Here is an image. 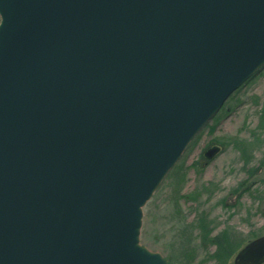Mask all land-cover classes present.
I'll return each mask as SVG.
<instances>
[{
	"label": "water",
	"instance_id": "water-1",
	"mask_svg": "<svg viewBox=\"0 0 264 264\" xmlns=\"http://www.w3.org/2000/svg\"><path fill=\"white\" fill-rule=\"evenodd\" d=\"M0 18V264H169L144 208L264 69V0H0ZM234 264H264V235Z\"/></svg>",
	"mask_w": 264,
	"mask_h": 264
},
{
	"label": "rangeland",
	"instance_id": "rangeland-1",
	"mask_svg": "<svg viewBox=\"0 0 264 264\" xmlns=\"http://www.w3.org/2000/svg\"><path fill=\"white\" fill-rule=\"evenodd\" d=\"M236 142L244 143L249 165ZM181 163L180 176L186 175L181 184L176 183L179 175L170 177L172 169L144 208V246L167 260L172 256L173 264H216L210 259L216 247H203L195 228L201 212L216 226L214 234L231 228L244 235L245 243L264 235V201L257 198H264V69L226 101L186 149L178 166ZM248 181L250 192L235 191L241 183L240 188H245ZM195 192L200 193L196 200L184 198ZM189 244L187 251L193 248L194 255L186 263L182 252ZM234 258L229 264H234Z\"/></svg>",
	"mask_w": 264,
	"mask_h": 264
},
{
	"label": "trees",
	"instance_id": "trees-1",
	"mask_svg": "<svg viewBox=\"0 0 264 264\" xmlns=\"http://www.w3.org/2000/svg\"><path fill=\"white\" fill-rule=\"evenodd\" d=\"M237 145L239 146V149L241 150L242 156L244 157V162L246 165H249V159L246 155V151H244V146H242V144L244 143H239L236 142ZM243 151V152H242ZM194 168H197V170L200 169L199 166H197L196 164H194L193 166ZM183 170V166L182 163L176 165V167L173 168L170 177L174 176L175 178L179 175L178 178H176V183L177 184H181V181L183 180L184 177H186L185 173H183L184 175L180 176V171ZM182 173V172H181ZM254 173L252 174L253 178ZM248 178V179H251ZM264 181V179H262ZM254 183V182H253ZM243 183H241V185L239 186V188H237V190L235 191H243L244 193L250 192L252 190V183L250 181L245 183V188H240L242 186ZM241 191V192H242ZM176 193L178 194V191H176ZM199 192H195L192 193L190 195H185L184 198H191V200H196L199 197ZM242 194V195H243ZM257 198L260 201H264V198L261 197V195H258ZM225 201V200H224ZM223 201V203L225 204V202ZM196 226L195 228L198 229L200 236L199 239L201 240V245L205 248H209L210 246H214L216 247L215 251L213 254L210 255V259H215L216 260V264H229L231 258L236 255L243 247H245L249 242L245 243L247 241V239H244V235L241 234L238 231L232 230L231 228H227V229H223L221 230L218 234H214L215 230H216V226L213 224V221L209 219V216L207 213L205 212H201L197 218H196ZM257 234L253 235V238L256 237ZM246 238V237H245ZM190 247L189 246H185V250L184 252H182V257H184L185 259L187 258L186 263L191 262L193 255L192 251L193 248H190L189 251H187V248ZM238 251V252H237ZM175 258H177L175 256ZM169 264H173V257L169 256V260H168Z\"/></svg>",
	"mask_w": 264,
	"mask_h": 264
}]
</instances>
